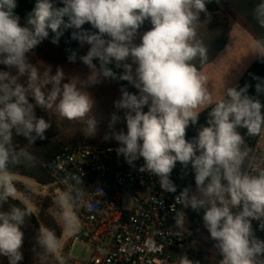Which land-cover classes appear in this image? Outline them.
Segmentation results:
<instances>
[{"label":"clouds","instance_id":"obj_1","mask_svg":"<svg viewBox=\"0 0 264 264\" xmlns=\"http://www.w3.org/2000/svg\"><path fill=\"white\" fill-rule=\"evenodd\" d=\"M212 0H35L25 23L15 13L17 0H0V257L7 264H23L26 218L33 215L28 197L19 193L11 166L34 159L29 147L47 139L50 120L37 116L36 109H55L68 120H86V138L99 133L96 106L90 89L106 80L127 81L137 92L120 88L113 102L108 131L103 139L115 140V151L127 164L143 159L139 171L158 178L160 187L177 193L171 173L179 163L191 168L195 188L185 187L171 206L177 229L188 224L186 209L202 212L203 226L214 241L219 264H264V240L255 235L252 222L264 230V169L243 170L247 151L244 136L264 134V104L248 94V85L228 87L224 96L213 100L206 87L207 77L191 63L197 56L207 59V48L196 40V22L208 13ZM257 23L264 27V0L253 9ZM145 21L152 27L134 40ZM89 24L94 31L85 29ZM87 52L71 50L69 63L79 60L89 69L95 62L100 71L81 78L65 73L62 66L38 68L31 57L51 34L58 45L64 32ZM254 49L264 58V43ZM131 59L132 63H128ZM132 64H135L133 71ZM121 70V71H116ZM264 93V82L257 83ZM147 107V111L145 108ZM204 125L187 138L190 126ZM126 131L116 130L121 120ZM14 136L27 144L18 148ZM74 185L58 193L54 203L59 211L62 233L74 235L80 228L78 204H83L81 176H71ZM10 201H19V204ZM9 204L5 210L4 205ZM179 204L180 209L175 205ZM22 205V206H21ZM91 211L90 205L87 206ZM190 235L191 233L188 232ZM182 237L181 232H177ZM35 243L39 259L46 262L62 250V238L53 229H38ZM179 264H200L184 254Z\"/></svg>","mask_w":264,"mask_h":264},{"label":"built area","instance_id":"obj_2","mask_svg":"<svg viewBox=\"0 0 264 264\" xmlns=\"http://www.w3.org/2000/svg\"><path fill=\"white\" fill-rule=\"evenodd\" d=\"M116 147L67 146L44 165L53 179V189L60 192L75 184L71 176L83 179V184L78 185L83 190L84 202L77 206L80 228L67 236V245L59 254L62 264H179L184 254L196 261L188 213L185 229L174 226L175 212L171 206L175 195L183 189L182 183L171 177L177 193L163 191L157 177L139 171L143 159L130 166L117 155ZM259 169H264L261 141L254 148L246 171ZM127 197L132 199L131 208L125 206ZM180 207L175 205L177 210ZM252 224L255 235L264 240L259 222L254 220ZM178 231L182 237L177 236ZM78 243L92 248L89 262L71 258Z\"/></svg>","mask_w":264,"mask_h":264},{"label":"rangeland","instance_id":"obj_3","mask_svg":"<svg viewBox=\"0 0 264 264\" xmlns=\"http://www.w3.org/2000/svg\"><path fill=\"white\" fill-rule=\"evenodd\" d=\"M144 25L145 31L152 27L149 21H145ZM195 26L196 40L200 41L207 48V59L202 62L201 58L197 56L191 63L196 66L201 74L207 77V88L208 72L213 83L226 81L228 85L234 79L243 77L248 68L259 59L254 49V45L256 44L253 41V35L243 19L231 10L224 9L221 13L217 14L201 13ZM144 32L137 34L134 40L135 44L140 43V36ZM87 48L88 46L84 45L82 50L86 53ZM69 54L70 50L68 48L53 44L50 39H46L34 50L32 57L37 55L38 59L32 57L31 59L41 70L47 67V64L53 66V69L58 65L62 66L65 73L69 76L78 74L81 78H84L89 72H99L95 67L89 69L80 63L79 60L76 63H69L67 60ZM208 61H212L211 67L208 66ZM128 63H132L131 59L128 60ZM132 67L134 71L136 65L132 64ZM225 71L230 73V81L228 77L224 76ZM120 88L121 86L112 80H106L102 84L89 90L96 101V106L89 113V116L95 115L99 120V133L95 138H86L84 135L87 117L81 120H68L60 117L54 108L47 111L37 108V116H42L52 123V127L46 132V136L70 147L118 146L115 140L106 141L103 137L108 131L110 115L116 111L113 107V102L120 96ZM225 92L221 96H224ZM119 115L121 116V120L115 125V128L116 130L123 129L126 131L123 112H120ZM263 136L264 134H262ZM261 146H264V140ZM15 182L26 186L31 193V199H28L27 202L32 207L33 212H36L37 208L32 201L37 202L46 197H53L55 199L56 195L60 193V191L53 189V186L42 187L35 181L27 178L15 176ZM125 206L131 208L132 199L130 197L125 198ZM51 213H53L61 226L59 211L56 206L51 210ZM66 238L67 235L63 234L62 250L56 256H59L64 251L67 245ZM92 255V248L81 243H78L71 252V258L81 263L89 262Z\"/></svg>","mask_w":264,"mask_h":264},{"label":"trees","instance_id":"obj_4","mask_svg":"<svg viewBox=\"0 0 264 264\" xmlns=\"http://www.w3.org/2000/svg\"><path fill=\"white\" fill-rule=\"evenodd\" d=\"M258 3H260V0H212V2L207 5V8L208 13L210 14L221 13L224 9H229L234 14L240 16L249 28L251 34L253 35V41L256 44L257 42L264 43V27H261L257 23L253 14V9ZM34 4L35 0H17V7L14 11L21 18L20 22L22 25L25 23L26 15L31 11ZM83 27L90 31H94L89 24H85ZM144 30L145 25L143 24L138 33L144 32ZM48 39L51 40V34ZM59 44L68 48L70 51L75 50L78 56L85 54L79 43L71 39V30L64 32V35L60 38ZM94 64L95 68L100 71L101 65L99 62L94 61ZM113 82L121 87H127L130 92H137V89H135L127 81ZM260 82H264V58H259L248 68L247 72L243 78L239 80L236 87L240 88L248 85V94L258 98L260 102L264 104V93L257 94L256 92V85ZM208 110H210V108L201 112L199 123L197 125L190 126L188 128L187 138L191 139L194 137L197 134V129L200 125H204L206 123ZM145 111H147V107L145 108ZM239 131L244 136L245 143L243 147L247 151V156L245 157L243 164V170L246 171L254 148L259 141H261V143L263 142L264 136L262 137V134L258 136H249L247 135L246 129H239ZM14 143L18 148H23L26 146L27 141L23 137L14 136ZM66 147L67 146L63 143L57 142L47 136L46 140H38L34 146L28 148V151H30L34 157L33 160L27 161L22 159L18 165L11 166V171H13L17 177L33 180L42 187H50L53 185V179L44 169V165L52 156L62 152ZM171 177L180 181L183 188H195L194 174L191 172L190 166L188 169H184L179 163H177L171 173ZM16 187L20 193L25 194L28 199H31V193L26 186L21 183H16ZM54 200L55 199L53 197H46L37 202L32 201L37 210L36 212H33V215L30 218H26L25 226L23 227V231L25 233L24 245L22 249L24 254L23 264H62L60 257L56 255L49 257L46 262H42L38 255L40 250L35 243V236L38 229L41 228L53 229L57 236L62 238V228L53 213H51V210L55 207ZM12 203L19 204L20 202H9V204ZM9 204L4 205L5 210L9 207ZM186 212L188 213L192 223V241L196 247V261H199L200 264H219L221 257L217 250L213 248L214 241L210 239L209 233L203 226V213H197L191 209H186ZM0 264H7V259L0 257Z\"/></svg>","mask_w":264,"mask_h":264},{"label":"crops","instance_id":"obj_5","mask_svg":"<svg viewBox=\"0 0 264 264\" xmlns=\"http://www.w3.org/2000/svg\"><path fill=\"white\" fill-rule=\"evenodd\" d=\"M145 31V30H144ZM59 46H61L62 47V45H60V44H58ZM64 47V46H63ZM69 50V49H68ZM32 58H36V59H38V56L37 55H35L34 57H32ZM33 59V60H34ZM208 66L209 67H211L212 66V61H208ZM229 75H230V73L228 72V71H225V73H224V76H226V77H228V80L230 81V79H229ZM241 78H243V77H241ZM241 78H236V79H234L233 81H232V83H230V84H228L227 85V82L226 81H222V82H220V83H213V81H212V78H211V76H210V73L208 72V90H209V92L212 94V96H213V100H217V99H220V98H222L223 96H221V95H223V93H224V91H226L227 90V88L228 87H236L237 86V84H238V82H239V80L241 79ZM215 86V87H214ZM207 109V108H206ZM204 111V110H203ZM202 111V112H203ZM70 147V146H69ZM80 147V146H79ZM83 147H96V146H83Z\"/></svg>","mask_w":264,"mask_h":264}]
</instances>
